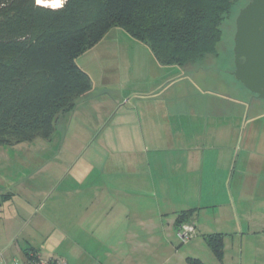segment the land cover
I'll list each match as a JSON object with an SVG mask.
<instances>
[{"label":"crops","instance_id":"obj_1","mask_svg":"<svg viewBox=\"0 0 264 264\" xmlns=\"http://www.w3.org/2000/svg\"><path fill=\"white\" fill-rule=\"evenodd\" d=\"M145 54L157 76L141 77L147 89L126 94L128 99L97 125L98 134L107 137V153L89 172L90 199L77 183L74 194H59L47 212L32 214L37 202L48 206L50 189L47 195L24 192L15 199L13 189L0 194V252L8 259L4 264L28 261L30 249L41 264H53L56 258L66 264H143L148 248L158 252L160 262L171 264L182 251L176 220L194 208L187 223L196 231L202 212L222 225H235L231 231H217L227 235L220 264H264V112L251 115L249 102L211 96L181 77L178 67L161 66L153 54ZM15 184L17 180L7 188ZM67 200L74 206L68 208ZM16 202L22 211L11 219L6 211ZM81 224L97 237L100 249L82 235ZM28 225L40 239L54 232L49 227H58L68 245L59 254L49 251L46 262L34 240L21 242L16 235ZM227 237L234 241L230 254ZM164 248L169 253L165 256ZM188 257L193 256L183 260L187 264Z\"/></svg>","mask_w":264,"mask_h":264},{"label":"trees","instance_id":"obj_2","mask_svg":"<svg viewBox=\"0 0 264 264\" xmlns=\"http://www.w3.org/2000/svg\"><path fill=\"white\" fill-rule=\"evenodd\" d=\"M236 1L64 0L53 8L0 0V146L50 139L60 119L66 123L93 89L77 59L114 27L148 46L161 66L187 70L219 57L221 26ZM196 209L182 211L177 227ZM203 238L222 262L225 234ZM27 251L38 264L37 253ZM187 262L205 264L194 257Z\"/></svg>","mask_w":264,"mask_h":264},{"label":"rangeland","instance_id":"obj_3","mask_svg":"<svg viewBox=\"0 0 264 264\" xmlns=\"http://www.w3.org/2000/svg\"><path fill=\"white\" fill-rule=\"evenodd\" d=\"M249 1L237 0L230 14L223 21L221 26L222 37L219 42V57L207 59L187 70L178 68L181 70V77L187 78L186 80L193 82L199 90L205 91L211 96L221 94L249 102L251 105L250 112L253 115L264 112V100L245 88L233 75L235 70L234 37L236 17L241 8ZM144 52L152 54L148 46L133 39L124 29L114 27L98 45L81 55L77 59V63L90 74L93 82V89L89 94L91 99L81 102L66 123L60 119V125H57L50 139H36L16 145L0 146V194L13 189L14 194L11 192L13 195L11 198L15 199L21 197L19 196L20 193H30L35 196L44 192L47 195L50 189L48 206L42 207V203L37 202L35 207L32 206V214L47 212L49 205H55L54 203L57 202L56 196L59 194H74L77 183L78 185L82 183V194L89 196L90 199L93 179L89 172L92 164L104 159L107 153L104 143L107 137L105 133L98 134L97 125L121 106L125 99H128L127 97L124 98L126 94H134L147 89L142 86L144 82L141 77H144V75L157 76L152 64L150 65L145 61L146 54L144 57ZM155 63L157 64L156 61ZM140 85L142 87L139 88ZM101 146L104 149L100 148ZM16 180L18 181L17 185L7 188L9 184ZM0 197L3 196L0 195ZM20 204L21 202H16L13 205L15 208L7 210L6 215L11 219L13 216L16 217L17 211L19 213L22 211ZM65 204L69 208L74 206V201L67 200ZM51 213L56 217L58 215L55 211ZM199 216H201L200 229L195 231V234L186 242H183L179 237V239L177 238V242L182 245L178 244L182 251L172 258L171 264H187L183 260L188 255L200 258L205 264H220L203 236L204 234L217 233L218 230L231 231L235 229V225H222L218 220H211L208 213L202 212ZM50 219L53 220L52 217ZM196 222H198V218ZM83 224L88 225L89 223L84 222ZM83 224L80 225L84 228L82 233L85 234L82 235L89 237V241L100 249L102 244L95 242L97 237L94 238V235L89 233ZM32 229L33 225H28L21 232H17L16 235H19L18 238L21 242L29 238L34 240V245L40 247L46 262L51 257L49 251L55 249L59 254L60 250L68 245L63 241L65 234H61L58 227H53L56 230L49 227L54 232L49 236H45L44 239H40L39 234H36ZM229 237L226 239V250L230 254L233 250L229 245H232L234 241ZM82 247H85V244ZM147 251L148 254L144 255L145 262L143 264L166 263V259L160 262L158 252L154 254L151 248H148ZM150 251L152 253H149ZM161 253L164 256L165 253L169 254L165 248ZM1 258L5 261L8 260L5 255ZM93 263L96 264L97 262ZM1 264H4L3 260ZM84 264L91 263L88 260Z\"/></svg>","mask_w":264,"mask_h":264},{"label":"water","instance_id":"obj_4","mask_svg":"<svg viewBox=\"0 0 264 264\" xmlns=\"http://www.w3.org/2000/svg\"><path fill=\"white\" fill-rule=\"evenodd\" d=\"M234 77L264 100V0H250L236 17Z\"/></svg>","mask_w":264,"mask_h":264},{"label":"built area","instance_id":"obj_5","mask_svg":"<svg viewBox=\"0 0 264 264\" xmlns=\"http://www.w3.org/2000/svg\"><path fill=\"white\" fill-rule=\"evenodd\" d=\"M195 227L194 225L190 224V223H184L182 225H180L177 229L178 232V237L183 241L186 242L188 241L194 234H195ZM3 253L0 252V262L3 260L5 261L3 258ZM6 262V261H5ZM55 264H66L65 262H62L60 260H55L54 261ZM10 264H34L32 263V261L28 260L26 262H19L17 260H14L13 262H11Z\"/></svg>","mask_w":264,"mask_h":264},{"label":"bare ground","instance_id":"obj_6","mask_svg":"<svg viewBox=\"0 0 264 264\" xmlns=\"http://www.w3.org/2000/svg\"><path fill=\"white\" fill-rule=\"evenodd\" d=\"M64 0H37L38 4L57 8L63 5Z\"/></svg>","mask_w":264,"mask_h":264}]
</instances>
